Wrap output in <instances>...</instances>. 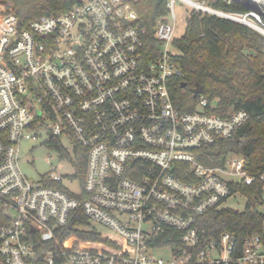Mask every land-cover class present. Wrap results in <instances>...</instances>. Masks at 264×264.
Instances as JSON below:
<instances>
[{
  "label": "built area",
  "instance_id": "built-area-1",
  "mask_svg": "<svg viewBox=\"0 0 264 264\" xmlns=\"http://www.w3.org/2000/svg\"><path fill=\"white\" fill-rule=\"evenodd\" d=\"M178 1L227 17L199 0H168L148 49L132 0H74L26 27L0 2V264H264L260 235L210 239L198 226L264 171L238 153L205 163L206 150L248 122L245 110L215 114L218 100L201 93L191 111L173 102ZM44 135L75 169L84 157L83 179L70 176L80 192L55 166L38 180L22 172V141ZM78 210L114 250L57 246Z\"/></svg>",
  "mask_w": 264,
  "mask_h": 264
},
{
  "label": "trees",
  "instance_id": "trees-1",
  "mask_svg": "<svg viewBox=\"0 0 264 264\" xmlns=\"http://www.w3.org/2000/svg\"><path fill=\"white\" fill-rule=\"evenodd\" d=\"M208 2L212 9L226 14L246 15L249 8L226 0H199ZM10 6L19 25L26 27L46 15H57L70 9L74 0H0ZM168 0H132L140 23L145 29V46L153 48L156 42L154 28L159 18L168 13ZM172 56L178 73L170 81L173 102L182 110H194L199 96L194 95L201 84V95L208 101L218 100L215 114L238 109L250 118L229 138L221 139L205 151L209 165L222 164L230 153L248 157L250 171H264V36L249 26L234 20L200 11H190L183 34L172 40ZM182 82L186 85L181 87ZM85 159L78 158L77 173L83 179ZM246 198L243 210L230 208L212 210L199 219V228L210 239H218L222 232L236 236L241 243L246 235L258 234L264 243V181L253 185L238 184L235 188ZM1 214V211H0ZM90 223L81 211L70 214L67 225L56 231L57 246L66 249L73 245L94 250H112V236L89 228ZM114 250V249H113Z\"/></svg>",
  "mask_w": 264,
  "mask_h": 264
},
{
  "label": "rangeland",
  "instance_id": "rangeland-1",
  "mask_svg": "<svg viewBox=\"0 0 264 264\" xmlns=\"http://www.w3.org/2000/svg\"><path fill=\"white\" fill-rule=\"evenodd\" d=\"M227 2H236L241 3L247 8H249V12L246 15H240V14H226L227 18L229 20H234L239 23H242L252 28L254 31L259 33L260 35L264 36V6L263 4L256 5L255 3H250L249 0H226ZM204 3V6L210 5L208 2H202ZM212 9V8H211ZM190 11H193L190 6L187 4L178 1L175 4V12L177 18L176 23V30L175 34L176 36H180L183 34L185 24H186V18L188 17V14ZM195 11V10H194ZM197 12V11H196ZM206 13V12H202ZM208 14V13H206ZM229 17V18H228ZM246 18V19H245ZM243 20H249L255 26H252L251 24H247ZM262 29V30H261ZM65 145L68 148V150L71 152L72 145L68 140H65ZM20 168L24 174L28 176L30 180H38L42 175L47 174L50 171L51 166H55L56 170L55 172L61 174L64 178L62 180V184L64 186H67L70 190H72L75 193L80 192V186H79V180L78 178H72L70 179V176H74L76 173L75 166L73 164V159L69 158H61L56 150L49 146L47 144V137L46 135L40 136L39 138L35 140H24L21 143L20 146ZM50 157V158H49ZM262 199L264 201V190L262 193ZM246 198L240 194L237 193L236 195L229 197L224 204L221 205L222 208H230L232 210H243L246 206ZM258 210L261 212H264V204L260 205L258 207ZM94 225L99 229H106L102 224L94 223Z\"/></svg>",
  "mask_w": 264,
  "mask_h": 264
},
{
  "label": "bare ground",
  "instance_id": "bare-ground-1",
  "mask_svg": "<svg viewBox=\"0 0 264 264\" xmlns=\"http://www.w3.org/2000/svg\"><path fill=\"white\" fill-rule=\"evenodd\" d=\"M249 2L250 3H255L256 5H258V4H263V6H264V0H249ZM224 13V12H223ZM229 18V17H228ZM246 19V18H245ZM243 21H245L247 24L249 23V24H251L252 26H255V24H253L252 22H250L249 20L247 21V20H243ZM262 30V29H261ZM262 31H264V30H262Z\"/></svg>",
  "mask_w": 264,
  "mask_h": 264
},
{
  "label": "water",
  "instance_id": "water-1",
  "mask_svg": "<svg viewBox=\"0 0 264 264\" xmlns=\"http://www.w3.org/2000/svg\"><path fill=\"white\" fill-rule=\"evenodd\" d=\"M185 83L184 82H182V85H181V87H185ZM201 91H202V86H201V84H197V86H196V88L194 89V95H199V93H201ZM189 249H190V247H188Z\"/></svg>",
  "mask_w": 264,
  "mask_h": 264
}]
</instances>
